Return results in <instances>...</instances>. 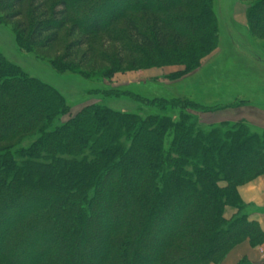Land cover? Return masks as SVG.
Wrapping results in <instances>:
<instances>
[{"label":"trees","instance_id":"1","mask_svg":"<svg viewBox=\"0 0 264 264\" xmlns=\"http://www.w3.org/2000/svg\"><path fill=\"white\" fill-rule=\"evenodd\" d=\"M33 1L40 12L46 0ZM25 2L0 0V13L23 10ZM61 5L64 19L75 7L77 14L86 11L85 25L73 27L82 34L73 52L98 34L117 46L119 65L109 62L110 73L127 61L133 69L182 66V73L169 76L180 77L217 41L211 0ZM60 18L29 23L30 43L49 48L58 42ZM250 18L264 31V0ZM120 22L117 34L112 27ZM70 115L54 89L0 55V144L40 134L27 150L0 152V264H220L244 240L264 243L239 193L264 175V145L244 128L204 134L185 127L182 118L141 120L98 105L56 123ZM228 206L242 217L227 221Z\"/></svg>","mask_w":264,"mask_h":264},{"label":"rangeland","instance_id":"2","mask_svg":"<svg viewBox=\"0 0 264 264\" xmlns=\"http://www.w3.org/2000/svg\"><path fill=\"white\" fill-rule=\"evenodd\" d=\"M62 1L65 0H46L39 12L35 7L40 2L34 5L33 0H26L23 10L0 13V55L27 77L51 87L65 99L71 115L59 117L57 124L62 125L86 106L98 105L112 112L136 115L141 120L165 118L176 123L182 118L185 127L204 134L217 132L224 136L241 127L264 145V31L250 23L252 10L262 0H211L217 27L215 47L195 70L171 79L169 76L182 73L184 68L133 69L126 61L110 73L109 62L119 65L117 46L107 42L103 34L90 36L86 47L73 52L71 45L82 38L73 27L85 25L86 11L77 14L75 7L76 14L70 13L64 19L62 13L67 9H63ZM58 15L63 21L58 42L49 48L33 46L28 40L30 27L26 26L52 21ZM122 27V22L117 23L112 31L118 34ZM173 102H178L179 107L169 105ZM171 136L169 133L165 138L167 148ZM39 137V131H35L15 144L1 143L0 152L9 147L13 153L27 150ZM220 186L226 187L227 183ZM246 210L249 216L251 210ZM242 215L235 206L226 207L224 213L227 221Z\"/></svg>","mask_w":264,"mask_h":264},{"label":"crops","instance_id":"3","mask_svg":"<svg viewBox=\"0 0 264 264\" xmlns=\"http://www.w3.org/2000/svg\"><path fill=\"white\" fill-rule=\"evenodd\" d=\"M239 193L251 210L249 219L258 222L264 231V175L241 186ZM244 259L257 264L264 263V243L255 248L249 240H244L227 254L221 264H240Z\"/></svg>","mask_w":264,"mask_h":264}]
</instances>
